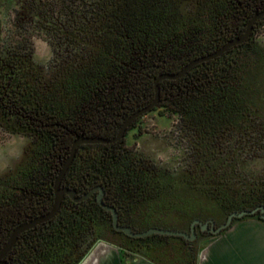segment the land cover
<instances>
[{
    "label": "trees",
    "instance_id": "1",
    "mask_svg": "<svg viewBox=\"0 0 264 264\" xmlns=\"http://www.w3.org/2000/svg\"><path fill=\"white\" fill-rule=\"evenodd\" d=\"M9 3L16 6L14 29L26 30L37 22L44 32L54 33L65 44L54 46L49 78L40 72L36 76L30 74L32 71L26 75L25 70V75L15 78L18 82L13 81L7 87L9 98L4 100V93L0 92V116L14 122L18 134L33 137L29 176L34 182L35 196L43 197L46 204L53 202V182L69 154L73 133L91 124L113 122L121 106L124 121L138 105L153 101L155 80L160 74L177 73L192 60L217 52L229 34L240 32L233 30L240 23V16L246 21L256 9L264 8V0H9ZM194 6L198 7V16L190 14L189 9ZM3 46L5 52L1 56L8 62H18L17 57H22L24 63H32L30 45L14 46L7 36ZM239 55L240 68L249 70L254 53L232 51L225 63L222 58L210 60L197 65L183 78L164 80L160 83L164 100L161 106L189 118L188 124L200 128L199 132L202 125L216 126L220 120L231 119V108H222L221 104H232L231 90L237 84L242 88H248L249 84L243 78V84H239L235 75L239 64L234 57ZM260 125L255 121L252 129L261 131ZM228 141H222L215 162L210 159L200 162L203 169L188 178V191L195 190L191 186L201 178L209 183L207 189L213 191L212 201L217 203L227 206L231 200L236 202L247 196L264 202L263 177L248 179L230 174L232 165L226 163L231 155ZM73 169L89 178L100 175L109 180L116 169H125L128 179L135 177L145 185L149 182L155 192L166 189L159 181L162 176L159 179L145 176V170L133 165L128 151L121 147L119 151L107 152L80 149ZM230 179L237 180L235 187L223 186L216 191L215 183L228 184ZM237 184L246 186L237 188ZM2 186L0 182V211L16 214L20 196L4 193ZM98 219L94 204L64 202L53 220L28 233L14 247L8 264H80L95 246Z\"/></svg>",
    "mask_w": 264,
    "mask_h": 264
},
{
    "label": "flooded vegetation",
    "instance_id": "2",
    "mask_svg": "<svg viewBox=\"0 0 264 264\" xmlns=\"http://www.w3.org/2000/svg\"><path fill=\"white\" fill-rule=\"evenodd\" d=\"M9 4V0H0V9L3 7L16 8L14 3ZM197 9V6L190 8V14L198 16L196 14ZM262 11H264V8L256 9L246 21L245 18L240 16V23H237L236 27L233 28V30L240 32L234 35L229 34L226 42H222L221 48L231 40L241 38L247 29V24L252 21L257 13ZM240 15H243L241 10ZM209 16L208 14V18ZM14 20L15 13L13 22ZM227 24L230 26L229 23ZM263 27L264 16L253 24L252 33L247 40L238 46L231 47L226 53L217 58H222L225 63L231 57L230 52L232 51L240 54L244 53V51L254 53V57H252L253 63L249 65V70L248 68L244 70L240 68V58L242 56L234 57L239 64L235 73L238 83L242 85L241 78H243L247 79L249 84L248 88L237 87L239 86L237 84L235 90H231L232 104H221L222 108H231L229 114L231 119L220 120L216 123V126L212 124V127L202 125L203 128L199 132L200 128L197 129L194 125L191 124V127L188 124L189 118L177 113V124L180 130V137L182 138L181 141L187 144V155L183 160V163L186 165L182 166L183 168L171 169L162 167V165L150 161L140 149H131L126 144V138H128L129 134L135 130L140 133L144 128L143 120L145 117H148L150 113L164 104L161 90L159 105L150 113L144 114L132 121L127 128L124 138L115 143L82 144L78 147L76 155L61 182V188L74 191L75 195L73 198L70 195H66L60 210L63 207V203L69 201L75 205L82 206L88 203L94 204L99 212V232L97 233L95 245L104 242L107 245L119 248L122 260L126 263L138 261L142 264H253L251 261V251H249L248 246L252 248L253 245H258L260 247L262 244L264 247V243L262 242L264 240V202L256 198L250 200L247 196L240 201L236 200L235 202L231 200L229 205L232 206L229 208V205L226 206L224 203L212 201L214 197L213 191H208L209 183L206 184L201 178H198L199 180L195 181L194 185L191 186L195 190L188 191L186 185L188 178H191L192 174L203 169L200 162L205 161V159H210L213 162H215V159L217 160L221 152L223 140L229 139L228 144L231 155L226 163L229 162L232 165L230 169L232 173L230 172V174L234 175L237 173V175L242 177H246L240 171L246 159L250 160L253 158L255 152L264 148V46H260L255 41L256 35ZM6 37L7 35L3 37L0 33V92L4 93V100L9 98L6 91L9 84L13 81L18 82L15 78L21 76V74L25 75V70L26 75L30 71H32L30 74L33 76H36L40 72L47 78L50 77L52 72V64L44 67L36 62L35 50L32 52V63H24L21 61L22 57H17L19 59L18 62H8L5 57L1 56L5 52L3 41ZM152 102L138 105L124 121H122L121 106L113 122L105 125L91 124L84 130L73 133L74 138L69 154L61 168L69 158L72 145L77 137L84 136L112 140L118 135L125 121L140 110L151 105ZM255 112L260 114L255 116ZM222 115L224 114L222 113ZM2 116H0L1 129L10 134L23 135L29 138L30 142H28L23 157L14 170L0 177V182L3 185L1 190L4 193H17L21 200L16 214L10 215L5 210L0 211V252L20 226L49 213L55 201V182H53L52 187L54 195L52 204H46L43 202V197L37 198L35 196L34 182L29 176L32 170L31 164L33 163L30 159L32 153L31 145L34 141L33 137H30L28 134H18V132H15L14 122L9 123V120L7 121ZM255 121L259 124L261 123V131L255 132L252 129ZM17 131L20 130L17 129ZM120 147L128 151V157L133 161V165L145 170V176H152L153 178L156 176L158 179L162 176L163 179L160 178L159 181H162L166 185V189L155 192L154 186H150L149 182L145 185L144 182H139L135 177L128 179L125 176L127 172L125 169H116L115 175L110 180L100 175L96 178H89L81 172L78 174L73 169L77 153L80 149L82 151L98 150L107 152L119 151ZM119 174L121 176H118ZM262 177L259 176L252 179ZM14 179L15 181L12 182ZM236 181V179H230L228 184L222 185L215 183L216 191L222 189L223 186L235 187ZM241 186L242 184L236 185L237 188ZM93 191L94 193L89 198L76 201V199H80ZM100 195L104 205L115 209L118 217L117 225H114L113 213L102 207L98 199ZM226 204L228 203L226 202ZM242 212L252 214L244 215L243 217L236 216ZM50 221L21 233L13 248L3 258V262L8 264L12 261V250L23 241L28 233L39 229V227L43 228ZM250 222L261 225L259 233L245 231L242 234L244 239L241 238L239 241L229 239L230 233L238 225ZM122 228L130 229L134 234L159 229L161 231L178 232V234L183 235H161L154 233L148 237H133L127 235ZM249 239L251 241H248ZM215 248L217 249L215 252L219 253L218 257L214 254ZM257 252H259V249H257ZM135 255L140 256L132 260L131 257ZM214 255L216 256L214 257Z\"/></svg>",
    "mask_w": 264,
    "mask_h": 264
},
{
    "label": "rangeland",
    "instance_id": "3",
    "mask_svg": "<svg viewBox=\"0 0 264 264\" xmlns=\"http://www.w3.org/2000/svg\"><path fill=\"white\" fill-rule=\"evenodd\" d=\"M13 19V7H3L0 9V33L3 37L7 35L9 41L14 46L20 43H24L25 46L30 45L28 47L33 51L35 50L36 62L44 67L49 66L54 57V46L62 47V45H65L64 42L54 33L44 32L36 24L37 22L31 26L29 25L26 30L14 29ZM255 41L260 46H264V27L256 35ZM177 115L171 109L164 108L163 106L157 108L148 117H145L143 120L144 128H141L140 133L135 130L129 134L128 138H126L127 146L134 150L140 149L150 161L160 164L162 167L171 169L183 168L182 166L186 165L183 163V160L187 155V144L181 141ZM28 142H30L29 138L23 135L10 134L0 128V177L14 170L22 159ZM240 171H242L243 176H246V178L264 177V148L255 152L253 158L250 160L246 159ZM260 230V224L254 222L243 223L230 233L231 238L229 237V239L239 241L241 238L244 239L242 237L243 232L259 233ZM248 241L251 240L249 239ZM262 242L264 243V240ZM235 249L237 248L235 247ZM248 249L251 251V261L253 264H264V247L262 244L260 247L258 245H253L252 248L248 246ZM257 249H259V252H257ZM215 251H217L216 248ZM214 254L217 257L219 255L217 252ZM139 256H132L131 259L139 258ZM123 264L142 263L136 261L135 263L123 262Z\"/></svg>",
    "mask_w": 264,
    "mask_h": 264
},
{
    "label": "water",
    "instance_id": "4",
    "mask_svg": "<svg viewBox=\"0 0 264 264\" xmlns=\"http://www.w3.org/2000/svg\"><path fill=\"white\" fill-rule=\"evenodd\" d=\"M263 16H264V11L257 13L254 16V18L252 19V21L247 24V29L245 30V33L241 38L231 40L230 42H228L225 46H223L217 52L215 51L212 54L203 56L201 58H199V57L196 58L195 60L191 61L183 70H181L177 73H172V74L162 73V74H160L155 80V88H154L155 96H154V100H153L152 104L149 105L148 107H145L144 109L140 110L138 113L134 114L131 118H129L127 121H125L120 132L118 133V135L114 139L105 140V139H101V138H90V137H84V136L77 137V139L75 140V142L72 145L69 158L67 159V161L65 162V164L61 168L59 175L56 178L55 187H54V189H55V201H54V205L51 208L50 212L47 213L46 215H43V216L36 218L35 220H33L27 224L20 226L12 234L8 243L0 252V264H5L3 262V258L13 248V246L15 245V243L18 240V236L21 233L39 225V224L45 223V222L55 218L56 215L58 214L60 208H61V205H62V202H63L65 196L70 195L72 198L74 197L75 192L68 190V189L61 188V182H62L70 164L72 163V161L76 155V151L80 145H82V144H95V143H115V142L121 140L122 138H124L125 133L127 131V128L129 126V124L132 123V121H134L135 119H137L138 117H140L144 114L150 113L157 105H159V103H160V88H161L160 83L162 81H164V80L165 81H172V80H177V79L183 78L188 72H190L198 64L201 65V64L208 62L210 60H213L215 58L217 59L218 57H220L224 53H226V51H228L231 47H235V46L242 44L251 35L253 24L256 23ZM93 193H94V191L83 196L80 199H76V201L78 202V201L85 200V199L89 198ZM98 199H99L102 207H104L106 210L111 211L113 213V222H114V225H117L118 217H117L115 209L104 205L101 201V195L98 197ZM248 214H252V213L242 212L240 214H237L236 216L237 217H243L244 215H248ZM122 230H124L127 233V235H130L133 237H148L154 233H159L161 235H183V234H178V232L161 231L159 229H152L146 233L141 232V233H137V234L132 233L131 230L127 229V228H122ZM121 256H122V254H121V251L119 248H116V247L107 245L104 242H101L100 244L95 245L91 249V251L88 253V255L83 259V261L80 264H123V260H122Z\"/></svg>",
    "mask_w": 264,
    "mask_h": 264
}]
</instances>
